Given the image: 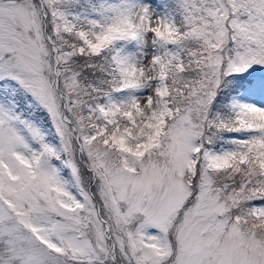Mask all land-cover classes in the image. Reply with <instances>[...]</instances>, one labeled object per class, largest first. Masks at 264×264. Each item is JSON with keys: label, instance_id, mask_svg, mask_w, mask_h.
I'll list each match as a JSON object with an SVG mask.
<instances>
[{"label": "rangeland", "instance_id": "374dc122", "mask_svg": "<svg viewBox=\"0 0 264 264\" xmlns=\"http://www.w3.org/2000/svg\"><path fill=\"white\" fill-rule=\"evenodd\" d=\"M35 1L0 0V264H113L98 214L124 264H264V193L223 196L211 175L249 160L264 171V0H98L80 12L43 0L55 3L54 29L96 20L97 38L117 44L121 91L88 109L97 135L80 132L92 166L62 119ZM229 73L248 80L229 116L211 110L220 127L204 111ZM168 79L187 90L181 107L168 102ZM204 122L222 141L202 134Z\"/></svg>", "mask_w": 264, "mask_h": 264}, {"label": "trees", "instance_id": "16d2710c", "mask_svg": "<svg viewBox=\"0 0 264 264\" xmlns=\"http://www.w3.org/2000/svg\"><path fill=\"white\" fill-rule=\"evenodd\" d=\"M34 2L38 5L35 0ZM83 2L88 4L87 7H89L90 5L96 6L95 4L98 0H70L67 5L71 10L80 12ZM47 4L48 3L45 2L47 11L46 31L58 49L57 67L60 73V88L65 94L67 100L71 123L76 128V131L72 132L73 138L75 133H77L79 143L84 151L85 145L82 144L80 132H82L85 126L86 128L89 127V131L91 133L97 135V132H95L94 129H99L102 123L100 117L96 116V114L94 115L90 113L88 109L92 108L96 110L105 103L110 95L121 91V84L123 81L119 75H115L114 64L112 62V57L115 54L117 44L111 43L105 39V35L97 38L94 29L101 26V23H95L96 20L90 22L87 20L72 18V22L70 21L71 23L68 25L66 30L63 31L62 28L54 29L49 12L50 8H48V6L54 5L53 7H55V3L49 2V4ZM63 4L64 1L59 0V5ZM181 24L182 23L178 24L180 29L183 28ZM42 41L46 48L51 47L43 36ZM183 63L186 64L187 62L184 61ZM187 66V73H181L185 76V78L187 76V79L183 81V83H186L188 89V87L191 86L189 78L192 77V71H189L190 64ZM247 77L248 76L243 73H229L227 74V77L220 78V84L209 102V106H207L204 111L205 117L215 123H218V126L221 127L220 121L217 120L216 116L211 113V110L216 111L221 118H226L228 115L226 113V110H228L226 104L229 97L235 93V88L239 86L238 84L241 80H248ZM168 84L170 92L168 97L169 104L173 105L175 108L181 107L185 104V95L187 90L183 93V90L179 88L177 92H175L174 86L170 84V79H168ZM177 101H180V103H176ZM86 116L90 117V122L87 120V122L84 123V118H87ZM212 128V126H207L206 122H204V124H202V134H206L208 137L213 136L211 142L222 141L220 133L212 131ZM101 135L102 134H99L98 137H103ZM205 140L208 142V139ZM212 146L216 147V145ZM80 155L82 156V154ZM83 156L85 157V161L87 163L89 162L88 164L90 165L91 157L88 156L87 153H85V155L83 154ZM83 170L86 173L85 169ZM91 172L93 175H97L93 171ZM211 172L212 176H216L214 178L215 182H213L215 188H218V192L223 196L232 194L234 197H247L254 192L264 193V171L257 162L253 163L249 160L247 162L230 164L223 169ZM87 174H89V172ZM197 176L198 181H200V172L197 173ZM94 194L100 205L101 201L99 197V190H95ZM192 196L193 195H191V199ZM234 200L239 202L237 199ZM243 200L246 199H242V201ZM231 209L232 213L237 212L238 205L235 203ZM113 239L115 238L113 237ZM113 239L112 241L114 242ZM105 242H110V240H105ZM118 246L119 245L117 243L114 244L115 260L112 262L113 264H124L125 261L118 252ZM124 250L127 252L125 244ZM166 262L167 261H164L163 263L166 264Z\"/></svg>", "mask_w": 264, "mask_h": 264}, {"label": "water", "instance_id": "95a60500", "mask_svg": "<svg viewBox=\"0 0 264 264\" xmlns=\"http://www.w3.org/2000/svg\"><path fill=\"white\" fill-rule=\"evenodd\" d=\"M38 1L40 2L41 10L44 11V3H43V0H38ZM43 17L45 18V14L44 13H43ZM44 36H45V39L49 42V44L52 46V51H53V72H54L55 77H56L55 87H56V90L59 92V94H60L63 102H65V96L62 93V91L60 90V88H59V82H58L59 71L57 69V63H58L57 47L55 46V44L51 40L50 36L47 34L46 30L44 31ZM62 119L64 120V122L69 123L71 125L72 129L75 130V127L70 122V119L65 116V114L62 115ZM75 139H76L77 144H78V149L81 150V147H80L79 142L77 140V135L75 136ZM83 164L86 166L85 160H83ZM98 217L101 220V222L103 224H105L106 238L110 239V235L108 233L109 232V225L107 224V222L99 214H98ZM113 247H114L113 246V243H111V248H112L111 251H113ZM111 258L113 260H115V256L113 254L111 255Z\"/></svg>", "mask_w": 264, "mask_h": 264}]
</instances>
